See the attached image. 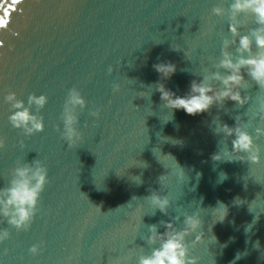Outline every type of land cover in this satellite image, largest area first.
Masks as SVG:
<instances>
[{"label": "water", "instance_id": "95a60500", "mask_svg": "<svg viewBox=\"0 0 264 264\" xmlns=\"http://www.w3.org/2000/svg\"><path fill=\"white\" fill-rule=\"evenodd\" d=\"M231 2L0 0V137L7 138L0 149V188L17 160H41L50 180L29 231L17 232L0 217V230L11 233L0 243V264H138L159 247L147 242L149 226L163 233L164 221L180 230L185 214H199L202 221L186 238L198 264H264V136L256 139L255 133L264 122L252 119L248 129L260 148L259 164L211 159L231 151L234 139L216 134V125L235 126L236 117L248 122L246 113L255 111L264 90L244 72L247 83L240 91L250 97L247 104L229 100L191 116L165 107L153 68L176 65L163 82L178 96L188 93L192 80L215 71L223 38L231 33L228 16H215L212 9H227ZM239 19L247 20L241 35L256 27L251 16ZM230 50L236 54L235 46ZM72 87L87 104L77 109L83 140L70 149L60 117ZM8 91L26 106L31 93L48 96L40 112L43 132L26 137L12 127ZM95 109L99 118L89 114ZM152 190L168 196L167 215L145 199ZM223 205L228 214L219 221ZM200 232L204 240L193 246ZM34 244L42 249L36 256L28 251Z\"/></svg>", "mask_w": 264, "mask_h": 264}, {"label": "clouds", "instance_id": "9594fccd", "mask_svg": "<svg viewBox=\"0 0 264 264\" xmlns=\"http://www.w3.org/2000/svg\"><path fill=\"white\" fill-rule=\"evenodd\" d=\"M212 13L218 17L228 16L231 33L230 39L223 38L222 58L212 65L215 71L206 72L200 81L192 80L188 93L178 96L163 82L175 74L176 65L171 62H160L153 65L161 78L156 82V89L160 93L161 101L168 109L183 110L187 115L195 116L208 112L213 106L222 108L225 101L229 100L243 106L250 99V97L242 96L240 91L247 83L244 72L255 81L261 90H264V0H232L229 8L215 6ZM241 14L253 17L256 25L245 35L240 34V28L246 26L247 20H240ZM233 46H235V55L230 50ZM173 50L179 51L180 48L176 47ZM108 72L109 74L113 72L111 66ZM217 84L220 87H217ZM113 91L119 92L120 85L114 84ZM4 99L10 105L12 114L8 119L13 128L22 130L26 137L44 131V117L40 112L48 103L47 95L29 94L27 106L14 91H8ZM86 104V100L76 87L68 90L60 119L63 123L61 136L70 149L83 140V135L78 130L77 109L83 111ZM33 107L36 110L35 114L32 112ZM89 114L99 118L100 110H92ZM246 115L249 117L248 122L236 117L235 126H229L226 123L216 125V134H223L225 138L234 137V139L231 141V151L213 153L211 156L213 161L247 160L251 165L260 163V148L248 129L252 126V119L258 118L260 122H264V97L258 98V106L251 116L249 113ZM57 131H60L59 126H57ZM255 133L256 139L264 136V127H256ZM6 139V137H0V149L6 147ZM19 143L21 148L25 147L23 140ZM180 169V179L183 180L185 170L181 167ZM221 174L224 179L227 178L226 174ZM164 177H159V181L161 182ZM139 181L138 184L142 183L140 177ZM49 183L48 169L41 160H33L31 163L17 160L16 166L11 169V179L7 186L0 188V217H3L7 224L14 227L17 232L29 231L35 216L40 212L41 194ZM137 199L136 196L132 197L133 201ZM145 199L154 209H159L165 215L168 214L167 210L171 205L168 196H161L156 190H152ZM128 206L131 207V204L129 203ZM223 208L224 215L219 221H223L228 214V209L224 205ZM160 223L166 231L160 233L158 226L153 224L149 226L151 235L147 237L148 244H159V247H154L151 255H141L138 264H198L199 257L190 255L186 238L201 229L202 221L199 214H185L184 226L180 230L176 229L171 222L161 221ZM10 235L7 228L0 230V243L8 240ZM203 240L204 233L200 232L192 241V245L195 246ZM41 250V245L34 244L28 251L36 256ZM6 254L7 249H5Z\"/></svg>", "mask_w": 264, "mask_h": 264}, {"label": "snow or ice", "instance_id": "6c2138e0", "mask_svg": "<svg viewBox=\"0 0 264 264\" xmlns=\"http://www.w3.org/2000/svg\"><path fill=\"white\" fill-rule=\"evenodd\" d=\"M5 21L0 20V27L4 25Z\"/></svg>", "mask_w": 264, "mask_h": 264}]
</instances>
